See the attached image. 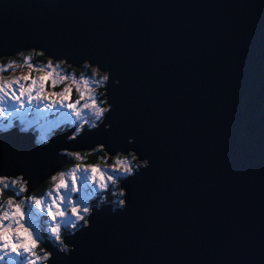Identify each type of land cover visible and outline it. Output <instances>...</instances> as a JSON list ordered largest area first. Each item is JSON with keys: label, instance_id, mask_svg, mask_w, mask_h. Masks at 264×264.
I'll use <instances>...</instances> for the list:
<instances>
[{"label": "water", "instance_id": "obj_1", "mask_svg": "<svg viewBox=\"0 0 264 264\" xmlns=\"http://www.w3.org/2000/svg\"><path fill=\"white\" fill-rule=\"evenodd\" d=\"M44 37L85 41L119 57L130 75L129 114L144 120L158 150L156 172L120 223L123 235L99 258L264 264V0H0V41H15L16 54L57 47ZM8 47L0 43V53ZM105 125L85 126L75 140L68 139L75 127L55 131L56 169L69 162L59 155L64 149L105 142ZM6 136L35 138L17 127L0 132ZM109 147V156L126 153L118 142ZM28 179L36 187L27 195L48 180ZM101 214L114 215L109 206Z\"/></svg>", "mask_w": 264, "mask_h": 264}, {"label": "snow or ice", "instance_id": "obj_2", "mask_svg": "<svg viewBox=\"0 0 264 264\" xmlns=\"http://www.w3.org/2000/svg\"><path fill=\"white\" fill-rule=\"evenodd\" d=\"M32 39L38 41L42 37L33 36ZM43 39L55 42L57 47L38 45L26 50L39 57L47 56L45 67L28 63V73L7 83L0 82V116L7 115L10 120L15 117L21 125H38L42 141H25L22 136L0 137V201H3L0 202V264H108L99 258L102 247L123 235L119 232L120 223L134 213L140 187L156 172L158 150L144 120L129 114L130 75L119 57L85 41ZM0 43L9 46L0 54H16L17 49L11 47L15 41L5 39ZM60 57H67L68 62L83 65L90 71L79 80L73 77L72 85L65 86L62 91L49 92L47 88H55L68 78L67 74L58 75L53 68V58ZM33 71L42 74L33 76ZM100 85L105 86L104 94L93 93L92 88ZM73 87L79 95L75 101L71 100ZM57 110L60 115L49 120L48 113ZM30 112L33 114L31 120L27 118ZM89 112L91 117L86 118ZM68 113L79 121L68 137L70 140H75L85 126L99 129L106 121L111 125H105L106 141L95 147L105 151L107 156L114 149H105V143H120L127 155L115 157L118 167L109 170L77 163L67 173L56 169L53 163L57 158L56 147L47 137L52 129L62 124ZM24 130L21 128L22 132ZM0 131L10 129L2 127ZM129 149L134 151L128 152ZM92 150L89 148L88 152ZM59 155L82 159L80 151L64 149ZM34 174L52 181V190L40 196L27 195L30 187H36L35 184L30 186L28 179ZM112 187L119 190L120 196L114 205L102 199ZM94 200H101V203H94ZM106 206L113 216H102ZM260 243L264 252V232ZM227 264L251 262L238 260Z\"/></svg>", "mask_w": 264, "mask_h": 264}, {"label": "rangeland", "instance_id": "obj_3", "mask_svg": "<svg viewBox=\"0 0 264 264\" xmlns=\"http://www.w3.org/2000/svg\"><path fill=\"white\" fill-rule=\"evenodd\" d=\"M34 54H35L34 52H27L24 55H22V57L20 59L12 58V59L7 60V61L0 59V82L7 83L8 81H12V80L18 78L22 74L28 73L29 72V68L27 67L28 63H35L39 67L44 68L46 63H47V60L41 61V64H39L37 61H35V55ZM66 67H67V64L63 60H61V61H53V68L58 73V75L64 76L65 74H67L68 78L63 80L62 82H60L55 88H52V87L47 88L46 89L47 91H49V92L62 91L65 86L72 85V78L73 77H75L77 80H79L83 75H85L87 72H89L83 67L84 71L82 73H80V74H78V73L76 74L74 71L68 70ZM45 70L47 71L46 68H45ZM31 74L33 76H38V75H40L42 73L33 71ZM101 86L104 87V85H100L99 87H95L94 86L92 88V92L93 93L99 92V88ZM77 99H79V95L76 92L75 88L73 87V91L71 93V100L75 101ZM4 106L6 108L8 107L7 101L4 102ZM65 111H67V110H65ZM32 115L33 114L31 112L28 113L27 118L31 120L32 119ZM59 115H60V112L58 110L57 111H53V112H49L48 113V119L49 120H55ZM89 117H91V113L90 112L87 114L86 118H89ZM91 122H92V120L89 119V123H91ZM78 124H79V121H75V118L72 117L70 113H68L67 114V118L57 128H64L65 126L67 128V126H73V125L77 126ZM13 125H19L21 127L24 126V129H27L28 127H30V126H27V125H21V123L18 120H16L15 117H12L11 120H10L7 117V115L0 116V128H2V127L11 128V127H13ZM32 126L36 128L37 135H39V136H36L35 140L41 141V140H39V139H41L40 127L38 125H32ZM57 128L52 129L48 133V137H47L48 139L51 137V134ZM60 130H62V129H60ZM93 151L96 152L97 149L95 148L91 152H93ZM80 152H81L82 159L78 160L76 158H73V162L68 168L64 167V169H60L59 171H65L66 173L70 172L71 168L74 167V165L77 164V163H80L82 166L83 165H98L101 168H108L109 170H111L113 167H118L116 165V160H115L116 156H121L122 157L124 155H127V153H116L115 155H111V156H113V160H111L109 162L105 161V160L91 162V161H88V157H87V154H89L88 150L87 151L84 150V151H80ZM129 152H131V151H129ZM121 178H123V177H121ZM52 186H53V182L50 181V184L48 185V187L46 188V190L42 194H45L49 190H52ZM99 191L100 190L97 189V192H99ZM42 194H38V195L33 194L32 196H40ZM114 200H115V202L118 201V199H114ZM112 203L114 205V201ZM42 235H44V234L42 233Z\"/></svg>", "mask_w": 264, "mask_h": 264}, {"label": "trees", "instance_id": "obj_4", "mask_svg": "<svg viewBox=\"0 0 264 264\" xmlns=\"http://www.w3.org/2000/svg\"><path fill=\"white\" fill-rule=\"evenodd\" d=\"M27 52H29V51H19L17 54H15L14 56L13 55H10V56H8V57H2V58H0V59H2V60H10V59H12V58H15V59H20L21 57H22V55H24L25 53H27ZM35 53V52H34ZM35 55V61H37L39 64H41V61H45V60H47L48 58L47 57H39V56H37V54L35 53L34 54ZM68 70H71V71H74L76 74L78 73V74H80V73H82L83 71H84V68H83V66L81 67V68H74V67H71V66H68L67 65V67H66ZM103 89V91H104V87L102 88ZM104 153L103 151H101L100 150V152H99V150H97L96 152H91V153H89V157H88V161H94V159H91V158H95V157H97L98 155H102V153ZM107 157L110 159V160H113V157H111V156H109V155H107ZM98 161H100V160H98ZM73 162V158H70L69 159V162H68V164H70V163H72ZM48 181H46L45 183H47ZM45 183L41 186V187H43L44 185H45ZM115 199V196H114V193H113V190H111L110 191V194H109V197L107 198V200H110L111 202H113V201H115L114 200ZM100 203V201L99 200H94V203Z\"/></svg>", "mask_w": 264, "mask_h": 264}, {"label": "flooded vegetation", "instance_id": "obj_5", "mask_svg": "<svg viewBox=\"0 0 264 264\" xmlns=\"http://www.w3.org/2000/svg\"><path fill=\"white\" fill-rule=\"evenodd\" d=\"M87 71H90V69H86ZM103 87L101 86L100 88H99V93H101L102 95L104 94V91H103V89H102ZM99 152H100V150H99ZM102 153V152H101ZM87 157H89V154H87ZM91 159H94V161L96 162V161H98V160H105V161H111L107 156H105V153H102V155H98L97 157H93V158H91ZM72 163H70L66 168H68L70 165H71ZM123 178H121V180H122ZM50 184V180H48V182L47 183H45V185L43 186V187H40L39 189H38V191H36L34 194H36V195H38V194H42V193H44V191L46 190V188L48 187V185ZM111 190H113V193H114V196H115V199H119V190L116 188V187H112V188H110L106 193H104V195H103V197H102V199H104V198H108L109 197V194H110V191ZM97 201V200H96ZM100 201V203H101V200H99ZM45 235V234H44ZM41 247H42V245H41Z\"/></svg>", "mask_w": 264, "mask_h": 264}, {"label": "clouds", "instance_id": "obj_6", "mask_svg": "<svg viewBox=\"0 0 264 264\" xmlns=\"http://www.w3.org/2000/svg\"><path fill=\"white\" fill-rule=\"evenodd\" d=\"M47 58H48V57H47ZM67 65H68V64H67ZM82 66H83V65H82ZM82 66H81V67H82ZM81 67H80V68H81ZM104 87H105V86H104ZM52 135H53V134H51V136H52ZM50 138H51V137H50ZM50 138H49V140H50ZM39 140H41V139H39ZM41 143H42V142H41ZM69 159H70V158H69ZM92 162H95V161H92ZM68 165H69V164H67V165L65 166V168H66ZM62 169H64V168H62ZM48 180H49V179H48ZM48 180H47V181H48ZM41 186H42V185H41ZM41 186H40V187H41ZM40 187H39V188H40ZM39 188H38V189H39ZM38 189L35 190V191H33L32 193H30L29 195H33L36 191H38ZM114 204H115V201H114ZM42 247H43V245H42ZM45 250H46V249H45Z\"/></svg>", "mask_w": 264, "mask_h": 264}, {"label": "bare ground", "instance_id": "obj_7", "mask_svg": "<svg viewBox=\"0 0 264 264\" xmlns=\"http://www.w3.org/2000/svg\"><path fill=\"white\" fill-rule=\"evenodd\" d=\"M20 132H22V131L20 130ZM23 132H24V133H27L28 131H25V130H24ZM35 138H36V136H35ZM35 138H34V140H35ZM95 203H96V202H95Z\"/></svg>", "mask_w": 264, "mask_h": 264}]
</instances>
